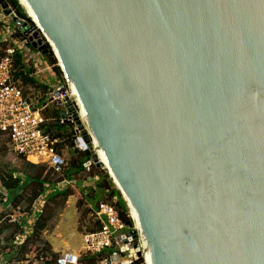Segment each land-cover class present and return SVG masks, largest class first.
<instances>
[{"label":"water","instance_id":"95a60500","mask_svg":"<svg viewBox=\"0 0 264 264\" xmlns=\"http://www.w3.org/2000/svg\"><path fill=\"white\" fill-rule=\"evenodd\" d=\"M17 1L31 24L0 0L3 16L52 52L87 131L67 98L60 118L136 215L116 245L264 264V0Z\"/></svg>","mask_w":264,"mask_h":264},{"label":"built area","instance_id":"2783aa9c","mask_svg":"<svg viewBox=\"0 0 264 264\" xmlns=\"http://www.w3.org/2000/svg\"><path fill=\"white\" fill-rule=\"evenodd\" d=\"M32 50L29 41L22 36L15 46H8L5 49L0 58V137L9 141V149L14 156L34 166H46L52 169L54 173L60 174L66 166V161L55 147L60 141L52 139L45 132L44 127L49 119L44 118L43 111L48 105L55 109L59 108L60 112L64 111L63 105L67 98L71 101L81 126L87 131L86 123L82 112L74 102V95L68 87L65 77L60 85L49 88L47 101L43 106H40L38 102L31 103L24 96L20 81L14 78L17 69L15 68V54L19 51L28 56ZM60 123L70 124L73 127L71 139L73 150L78 152L89 151L97 155L95 144L91 139L89 143L84 141L71 114H67L66 121L60 118ZM92 164L91 159L83 164V176L89 174ZM65 182L67 186L74 184V181L65 180ZM114 201L115 199L112 202ZM95 216L100 226L98 230L83 235L81 255L64 253L58 258L57 263L78 264L82 257L104 255L105 252L112 251L116 247V250L112 251L110 255L102 257L97 264H135L138 259L136 260L133 249L127 246L119 248L115 241L116 237L135 229V225L132 229L127 228L113 205L107 202L97 204ZM136 243L142 254L141 264H145L143 257L146 250L145 245L140 240H137ZM123 250L130 251V255L126 259L121 258ZM43 260L42 254L30 251L22 259L14 261L12 264H42ZM0 264H5L1 257Z\"/></svg>","mask_w":264,"mask_h":264},{"label":"trees","instance_id":"16d2710c","mask_svg":"<svg viewBox=\"0 0 264 264\" xmlns=\"http://www.w3.org/2000/svg\"><path fill=\"white\" fill-rule=\"evenodd\" d=\"M8 4V6L11 8L14 15L20 19L24 20L28 23H30V20L27 18L26 14L24 13L22 7L19 5L17 0H5ZM31 24V23H30ZM4 28L3 25L0 24V30ZM18 35V31H15ZM2 57V56H1ZM43 60L46 62V66L50 68V72L54 80L59 81L60 78V71L55 66L56 62L53 57V54L51 51L45 56H43ZM15 68L16 73L14 74V78L16 80H19L21 83V86L23 87H32L35 89H39L42 91L48 92L49 87L44 85V82L42 78L39 77V75L33 77V74L36 72L38 67L33 66L32 63H30L27 59V55L17 51L15 54ZM54 83V81H52ZM46 83V82H45ZM47 99H41L39 105L43 106L46 103ZM60 110L59 108L55 109L51 113L52 123H48L45 125L44 129L45 132L48 133L52 139L59 140L60 144H56V150L59 152V149H61L64 144H66V147L71 149L73 152L71 154V157L68 162H66V166L62 169L60 174H56L53 172L52 169L46 167L53 176L57 178V180L53 183V186H56V184L60 183L63 180L66 181H74V177L78 175H82L83 171V164L87 163L91 157L92 153L89 151L86 152H78L72 149L71 145V139L73 137V127L70 124H61L60 123ZM64 143V144H63ZM31 171L32 170H38V166L30 165ZM91 169L97 171L98 168L96 166H91ZM43 171V170H41ZM87 177H90L89 174ZM92 177V176H91ZM93 177H96L97 180L94 183L89 184L86 189H80L76 187V195L78 198L77 202V208L80 210L82 204L89 206L90 208H87L84 212L81 213L82 219H85L87 215L91 214L95 209L97 208V204L106 198V200L109 201L113 205V207L118 212V215L121 219V221L126 225L127 228L132 229L133 223L130 220L129 216L131 217L130 210L127 208L126 202L122 199L120 193L118 190L114 189L111 185V182L109 180V177L107 173L99 172L97 171L96 174H94ZM0 182L2 187L7 191L11 192L13 194H16L15 192L17 190H23L31 185H35L37 187L36 192H32L31 196L29 197V200L27 201L28 206H33L35 201L44 194V192L47 190V187L49 182L47 181L46 177L42 178V174L38 173L32 175L31 177H26L24 181H21L20 179H14L12 175H8L5 178H0ZM15 191V192H14ZM74 190H72L69 186L66 187L64 190L60 192H54L52 195L48 198L49 201L54 200L57 197H62L66 199L68 196L72 195ZM10 193V194H11ZM78 193V194H77ZM11 202L15 200L17 197L12 195L10 196ZM18 199V198H17ZM113 199H115L114 202ZM84 205V206H85ZM86 208V207H85ZM47 209V206L44 208ZM46 212H41V215H39L38 219L34 223L32 235L30 237L29 241L36 240L34 250L33 252H37L38 254L43 255V263L47 264L49 259L55 260L56 264L58 261V258H55L51 256L49 249L46 247V245L39 241V232L45 227L47 224V221L50 219L49 217H45ZM132 219V217H131ZM99 223L94 225L95 230H98ZM93 230V231H95ZM28 244L27 242L24 244L22 248L18 251L19 254H23V248L26 247ZM112 251L109 250L104 253V255H99L96 257H82L81 261L85 264H97L99 260H101L102 257L110 255ZM142 260L138 259L135 264H141Z\"/></svg>","mask_w":264,"mask_h":264},{"label":"crops","instance_id":"0c3cea01","mask_svg":"<svg viewBox=\"0 0 264 264\" xmlns=\"http://www.w3.org/2000/svg\"><path fill=\"white\" fill-rule=\"evenodd\" d=\"M8 17H4L3 14L0 15V24L4 27H7L6 21ZM7 28H3L2 31ZM1 31V30H0ZM2 31L0 33H2ZM36 50H32L35 53ZM41 62L44 65H38L40 67L37 68L36 72L33 74V77L39 75L40 78L43 79L44 85L50 87L60 85L59 81L54 80L51 75L50 68L46 66V62L43 63V57L41 56ZM54 81V83L52 82ZM39 104V103H38ZM21 159V158H19ZM23 160V159H22ZM24 161V160H23ZM27 163V162H26ZM29 164V163H28ZM31 165V164H29ZM34 166V165H33ZM43 167V166H38ZM98 168V167H96ZM14 179H20L24 181L26 175L23 176L20 173H12L11 174ZM39 196V198L35 201L34 205L31 209L28 210L27 213H16L11 211V215H9V220L3 222V218L1 215L6 213V210H9L11 200L10 196L12 197L19 195L20 190H17L13 194L11 192H7L1 185L0 182V247L4 246L7 247V252L11 254L9 258H14L17 255V248H22L24 244L27 242H32L28 240L30 239L33 231V226L36 220L38 219L41 212L44 211L46 206H51V220L47 221L45 227L39 232V241L44 243L46 247L49 249L51 256L55 258H60V256L64 253H72V254H80L82 242H83V235L91 231H86L83 225H80V212L77 208L78 198L76 195L72 194L68 196L66 199L62 197L55 198L52 202H49L48 198L54 192H60L64 190L67 186L65 180L61 181L60 183L56 184V186H52L51 190L48 189ZM69 187L74 190L76 194V186L69 185ZM11 193V194H10ZM78 194V193H77ZM49 196V197H48ZM56 200V203H53ZM9 202V203H8ZM43 208V211L41 209ZM86 208H90L86 206ZM90 222L93 223V226L98 222L95 211L91 214L87 215ZM81 229V230H80ZM89 230V229H88ZM38 243V242H35ZM27 245V244H26ZM10 248V249H9ZM10 250H13L12 252ZM17 250V251H16ZM31 251V250H30ZM29 251V252H30ZM27 252V253H29ZM25 253L21 259L27 254ZM16 256V260H20L19 257ZM82 259V258H81ZM78 261V264H85L81 261ZM14 262V261H13ZM12 263V262H11ZM47 264H56L55 260L49 259Z\"/></svg>","mask_w":264,"mask_h":264},{"label":"rangeland","instance_id":"374dc122","mask_svg":"<svg viewBox=\"0 0 264 264\" xmlns=\"http://www.w3.org/2000/svg\"><path fill=\"white\" fill-rule=\"evenodd\" d=\"M0 15H2L1 9H0ZM6 19H7L6 24L8 26L4 27V28H7V29H5V31L1 30L2 33H0V58L3 55V51L8 46H15L17 44V41H19V39L22 37L21 33L16 29L14 23L9 18H6ZM15 31L19 32L18 35H17V33ZM41 56L42 55L40 53L35 51V53L31 52V54H29L27 56V59H28V61L30 63H32V67L33 66L40 67L38 65V63H40L41 66L44 65L41 62ZM55 62H56L55 66L59 69L58 62L56 60H55ZM43 63H44V60H43ZM59 71H60V75H61L60 78H59V84H60L64 80V75H63V73L61 72L60 69H59ZM22 89H23L24 96L26 98H28L31 103H36V102L40 103V100L41 99H46L47 95H48V92L42 91V90H39V89H35V88L30 87V86H28V87H23L22 86ZM52 111H54V108L51 105H48L47 108L43 111L44 118L49 119L48 123H52V118H51L52 117L51 116ZM60 143H62V142H59L58 144H60ZM72 152L73 151L71 149L67 148L66 144H64V146L61 149H59L58 153L61 154V156L65 159L66 162H68L70 157H71ZM41 170H43V171H41ZM97 171H99L101 173L102 172L107 173V170L105 169L104 166L99 167L97 169ZM97 171H95L94 169L92 170L91 167H90V171H89V176L90 177H86L87 175L83 176V175L80 174V175L74 177V185L76 187L80 188V189L81 188L82 189H86V187L89 184L94 183L97 180L96 177H93L94 174H96ZM15 172L16 173H20L23 176L26 175V177H31L32 175H34V173L35 174L41 173L42 174V178L46 177L47 181L49 182V184H48V189L49 190L52 189L51 187L54 185L53 183L57 180V178L55 176H53L52 173L46 167H38L37 171L36 170H32L31 171V167H30V165L28 163H26L22 159H19L18 157L14 156L10 152L9 141L6 138H4V137H0V178H5L8 175H11L12 173H15ZM108 177H109V175H108ZM109 180L111 182L112 187L117 190V188L115 187V185L112 182V179L110 177H109ZM29 187L30 188L27 187L25 189V191L22 188L20 190V194L17 195L18 199L16 198L12 202L10 201L11 202L10 207H9L10 211L6 210V213L1 215V218H3V220H2L3 222H6L7 220H9L8 216L11 215V211L16 212V213H23V212L27 213L28 210L31 209V206H28L27 201L29 200V197L31 196L32 192H36L37 187L35 185H31ZM73 194L76 195L75 193H73ZM10 199H12V198H10ZM52 201L53 200H51L49 202H52ZM100 202L109 203V201L106 200V198H104ZM53 203H56V200ZM84 205L82 204L80 210H78L80 212V217L81 218H82L81 213L84 212L87 209V208H85L86 205L85 206ZM50 209H51V206H47V209H44V212H46L45 213V217L46 218L47 217L51 218L52 212H51ZM129 210H130V208H129ZM41 211H43V208L41 209ZM129 218L132 221L133 226H134L135 225L134 222H133L134 220H132L130 216H129ZM79 223H80L79 226L83 225L85 228H87L86 231L95 230V228L93 226V223L90 222L89 218H87V217H85V219H81ZM35 242H36V240H33L32 242H29L27 244V246L23 248V250H22L23 254H19L17 252L16 256H18L19 259H21V257L25 253L29 252L30 250L31 251L34 250L35 249L34 248ZM6 248L7 247H4V246L0 247V257L2 258V260L4 261L5 264H12L13 261H17L15 259L16 256H14V258H9L11 256V254L6 253L7 252ZM17 250L19 251L20 248H17ZM114 250H116V247H114V249L112 251H114ZM10 251L12 252L13 250H10ZM129 255H130V251L129 250H123V253L121 254V258L126 259Z\"/></svg>","mask_w":264,"mask_h":264},{"label":"bare ground","instance_id":"6f19581e","mask_svg":"<svg viewBox=\"0 0 264 264\" xmlns=\"http://www.w3.org/2000/svg\"><path fill=\"white\" fill-rule=\"evenodd\" d=\"M57 59V58H56ZM57 61V60H56ZM58 62V61H57ZM59 65V64H58ZM83 115V113H82ZM97 157H98V160L101 164H103V166L105 167V169L107 170V164H106V161H105V158H104V155L101 151H97ZM112 179V178H111ZM113 181V179H112ZM114 185L116 188H118V185L113 181ZM130 208V214H131V217H132V220H134V224H135V227L137 228V219H136V215L134 213V211L132 210V208L129 206ZM144 243V242H143ZM145 245V243H144ZM145 248L146 250L144 251V254H143V257H144V261H145V264H152V259H151V255H150V251L147 247V245H145Z\"/></svg>","mask_w":264,"mask_h":264}]
</instances>
